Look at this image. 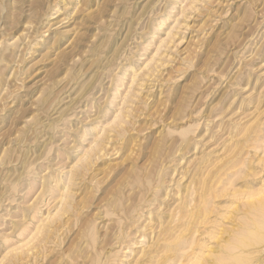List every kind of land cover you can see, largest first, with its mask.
Returning a JSON list of instances; mask_svg holds the SVG:
<instances>
[{"label": "rangeland", "instance_id": "rangeland-1", "mask_svg": "<svg viewBox=\"0 0 264 264\" xmlns=\"http://www.w3.org/2000/svg\"><path fill=\"white\" fill-rule=\"evenodd\" d=\"M0 264H264V0H0Z\"/></svg>", "mask_w": 264, "mask_h": 264}, {"label": "bare ground", "instance_id": "bare-ground-1", "mask_svg": "<svg viewBox=\"0 0 264 264\" xmlns=\"http://www.w3.org/2000/svg\"><path fill=\"white\" fill-rule=\"evenodd\" d=\"M254 238V237H253ZM255 239H257V238H254V240H252L253 242L255 241ZM258 240V239H257ZM237 242V241H236ZM255 242H257V241H255ZM238 243H239V246L241 245L242 247H244V245H249L248 244V242L247 243H245V241L244 240H239L238 241ZM251 245V244H250ZM234 246H236V245H234ZM247 247V246H246Z\"/></svg>", "mask_w": 264, "mask_h": 264}]
</instances>
